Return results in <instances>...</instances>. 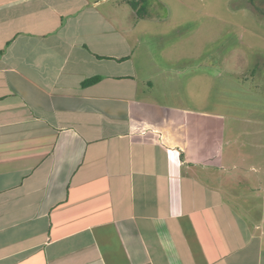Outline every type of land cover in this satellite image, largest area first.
I'll return each instance as SVG.
<instances>
[{
	"label": "crops",
	"instance_id": "crops-1",
	"mask_svg": "<svg viewBox=\"0 0 264 264\" xmlns=\"http://www.w3.org/2000/svg\"><path fill=\"white\" fill-rule=\"evenodd\" d=\"M139 17L0 0V264H264L259 61L198 98Z\"/></svg>",
	"mask_w": 264,
	"mask_h": 264
},
{
	"label": "rangeland",
	"instance_id": "rangeland-1",
	"mask_svg": "<svg viewBox=\"0 0 264 264\" xmlns=\"http://www.w3.org/2000/svg\"><path fill=\"white\" fill-rule=\"evenodd\" d=\"M136 1L139 8L145 6V15H138L139 48L176 49L182 53L174 57L180 58L176 69L181 72H170L167 79L177 74L176 79L183 82L197 77V84H186L191 90L196 85L197 97H204L213 85L210 82L234 79L231 67L244 56L237 51L231 57L230 50L234 48L247 51L249 55L244 57L255 58L260 64L256 70H249L246 65L241 73L250 78L255 72L256 78L264 81V0H147L145 4ZM192 53L197 55L187 59ZM203 103L198 105H208Z\"/></svg>",
	"mask_w": 264,
	"mask_h": 264
},
{
	"label": "trees",
	"instance_id": "trees-1",
	"mask_svg": "<svg viewBox=\"0 0 264 264\" xmlns=\"http://www.w3.org/2000/svg\"><path fill=\"white\" fill-rule=\"evenodd\" d=\"M146 1L147 0H141L142 3L144 2L143 4H145ZM128 2L131 5V7L133 8V10H135L137 12L138 15H145V11H144L145 6H142L141 8H139L140 4L136 0H128ZM98 79H99V77H95V78H92L90 80H87L86 82L91 83V82H95Z\"/></svg>",
	"mask_w": 264,
	"mask_h": 264
}]
</instances>
